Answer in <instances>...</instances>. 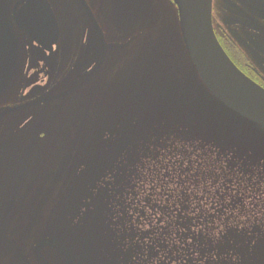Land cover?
Listing matches in <instances>:
<instances>
[{
  "label": "rangeland",
  "instance_id": "1",
  "mask_svg": "<svg viewBox=\"0 0 264 264\" xmlns=\"http://www.w3.org/2000/svg\"><path fill=\"white\" fill-rule=\"evenodd\" d=\"M90 5L101 22L107 43L129 47L110 53L101 73L69 99L65 113L42 140L43 157L29 174L8 225L9 238L32 259L37 242L49 237L58 239L73 251L78 264H127V260L128 264H264V222L253 215L239 218L241 221L232 219L237 211H245L243 206L208 204L206 192L184 189L179 176L164 168L152 176L156 184L149 189L139 184L146 176L133 183V177L125 173L126 165L115 172L125 153L133 152L131 146H138L132 137L134 125L139 126L136 122L149 114L162 118L164 124L165 118L172 115L167 113L169 108L182 109L184 98L180 93L171 94L170 100L166 92L159 90V64L184 80L197 76L184 48L176 8L169 0H90ZM55 9L62 38L54 61L50 66L42 65L38 50L22 43L33 54L29 72L20 76L10 94L0 98V107L17 108L53 97L78 84L98 62L100 42L93 31L82 34V13L71 4L55 5ZM85 40L89 55L84 63H79L65 80L50 86V75L52 80L57 78L63 62L72 59ZM145 44L147 52L137 54L128 68L113 74V64L120 54L136 53ZM106 87L111 95L101 102L96 124L87 129L88 103L98 91H104L101 95L106 96ZM196 92V110L214 114L206 117L214 120L209 128L211 134L220 138L219 144L225 141L238 151L239 157L247 155L264 163V129L221 105L213 106L202 89ZM202 95H206L205 99ZM60 102L27 107L0 119V143L15 140L21 148H29ZM129 102H133L130 111ZM211 107L213 114L208 110ZM75 125L84 126L86 131L79 142L71 139L68 143L69 147L72 145L71 152L78 155L53 157L62 153L57 146ZM71 163L77 177L67 193L65 175ZM174 181L176 187L167 188V183ZM111 186L120 187V194ZM120 250L123 255H119ZM43 254L51 264H63L55 250L46 247ZM0 264L18 263L13 257H6L0 259Z\"/></svg>",
  "mask_w": 264,
  "mask_h": 264
},
{
  "label": "trees",
  "instance_id": "2",
  "mask_svg": "<svg viewBox=\"0 0 264 264\" xmlns=\"http://www.w3.org/2000/svg\"><path fill=\"white\" fill-rule=\"evenodd\" d=\"M142 52H147L146 44L136 53L126 51L120 54L113 64V74H119L128 68L137 54ZM159 72L162 77V80L158 78L159 90L166 92L170 100L171 94L180 93L184 98L182 109L169 108L167 113L172 115L165 118L166 123L164 124L162 118L149 114L136 122L135 124L139 126L134 125L132 137L134 135L133 141L137 140L138 146H131L130 152L134 147L133 152L125 153L115 172L117 173L118 169L126 165L125 173L127 171L133 177V183H136L141 176H146L147 178L139 184L142 188L149 189L156 184L152 176L158 169L164 168L167 172L179 176L181 187L184 189L206 192L204 198L210 201L208 204L233 203L243 206L241 209L245 211H237L232 219L237 218L236 221H241L239 218L253 215L259 216V219L264 222V163L250 159L247 155L239 157L238 151L231 149L225 141L220 145V138L211 134L209 126L212 127L214 120L207 117H213L212 107L216 104L201 84L197 74V79L192 76L184 80L165 69L161 64H159ZM197 89L199 91L202 89L208 95L209 101L212 99L214 102L211 109H208L213 115L203 112L202 109L196 110L194 92L198 95ZM101 93L104 91H98L95 99L88 103L85 118L87 129L92 124H96L101 102L111 95L108 87L105 90L106 96H102ZM202 97L205 99L206 95ZM127 107L130 111L129 108L132 109L133 102H129ZM133 116L134 114L129 116L128 120H132ZM148 116L149 119H147ZM83 129L84 126L75 125L68 131L66 130L67 133L60 143L61 146H57V149L62 150V153L58 152L60 158L78 155L76 151L71 152L72 145L69 147L68 143L71 139L73 142H79L86 133ZM58 139L57 136V141ZM136 160L138 161L134 163ZM69 168L70 171L65 175L66 184L64 185L67 193L77 177L72 173V163ZM110 182L111 184L114 182L113 178ZM176 185V181L170 182L167 183V188H175ZM111 188L118 195L120 194V187L111 186ZM119 255H123L122 250Z\"/></svg>",
  "mask_w": 264,
  "mask_h": 264
},
{
  "label": "water",
  "instance_id": "3",
  "mask_svg": "<svg viewBox=\"0 0 264 264\" xmlns=\"http://www.w3.org/2000/svg\"><path fill=\"white\" fill-rule=\"evenodd\" d=\"M44 1L46 3L42 7L46 16L42 21V28L39 27L40 30L37 32L27 28V33L33 41L49 50L50 46L47 47L51 41L49 37L55 39L52 43H57L60 38V29L51 6L47 4V0ZM172 2L177 8L178 26L186 54L200 82L212 97L227 110L264 129V89L236 67L219 43L213 27V0H172ZM80 3L90 19L93 32L97 34L100 42L101 53L96 66L78 84L67 90L53 97L37 100L17 108L19 110L56 100L61 101L60 107L51 116L48 124L34 136L29 148L18 147L13 143L15 140L0 143V198L4 199L0 209L7 207V211L4 213L0 210V257L14 255L20 264H32V261L18 244L8 239L5 224L10 222L16 210L15 208H17L23 196L31 170L43 157L41 142L52 132L58 120L66 111L69 99L85 89L101 73L108 60L109 53L126 48L122 45H109L104 31L97 22L87 1L80 0ZM45 30H49L51 33L47 34ZM17 110L7 109L1 111L0 117L14 113ZM7 149H13L17 154L23 156L21 159V172L24 160V167L26 168L24 184L22 182L21 185H18V182L8 185L5 180V172L9 164V158L7 157L10 156L9 153H5ZM3 152L6 157L4 160H2ZM46 247L59 253L64 259H62L63 264H76L73 251L62 241L50 237L39 241L34 249V258L37 264H51L43 254Z\"/></svg>",
  "mask_w": 264,
  "mask_h": 264
},
{
  "label": "flooded vegetation",
  "instance_id": "4",
  "mask_svg": "<svg viewBox=\"0 0 264 264\" xmlns=\"http://www.w3.org/2000/svg\"><path fill=\"white\" fill-rule=\"evenodd\" d=\"M90 5V0H86ZM44 0H0V98L10 94L14 84L20 76L27 73L29 61L33 58L32 52L22 44H30L33 50H38L45 66L52 63L51 49H55L54 38L49 37V50L37 45L27 33V28L39 31L43 26L45 12L42 5ZM57 19L61 29L60 20L55 5L71 4L83 15L84 27L82 34L89 32L90 19L82 8L80 0H47ZM91 6V5H90ZM99 25L100 20L91 7ZM213 26L216 36L233 63L248 78L264 89V2L263 0H213ZM40 27V28H39ZM49 34V30H45ZM51 33V32H50ZM58 43V42H57ZM84 59L88 56L86 44L84 45ZM50 86H56L57 78L52 80L50 75ZM29 90V88H28ZM9 109L0 107V112ZM1 119L4 118L0 117ZM22 147L20 144H16ZM9 153V164L5 172V180L8 185L25 181L26 168L24 160L21 172L22 155L13 149H7ZM2 153V160L6 159ZM1 157V153H0ZM25 159V157H24ZM4 172V167H3ZM22 177V179H21ZM21 179V180H20ZM4 199L0 198V205ZM3 213L7 207L0 209ZM1 258V257H0ZM36 263V262H35Z\"/></svg>",
  "mask_w": 264,
  "mask_h": 264
}]
</instances>
